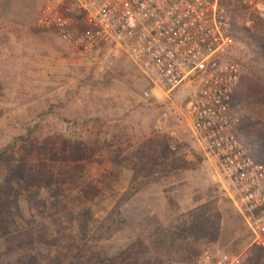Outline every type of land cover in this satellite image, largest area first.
<instances>
[{"label":"rangeland","instance_id":"rangeland-1","mask_svg":"<svg viewBox=\"0 0 264 264\" xmlns=\"http://www.w3.org/2000/svg\"><path fill=\"white\" fill-rule=\"evenodd\" d=\"M40 6L0 0V147L25 134L28 123L42 130L0 163V264H92L96 254L116 264H198L217 250L246 264L250 250L262 247L253 244L217 158L181 121L190 94L163 99L127 57L91 66L53 30L39 28ZM49 108L60 117L55 127L41 117ZM162 111L168 117L158 133ZM166 145L162 184L157 162L141 166L139 159L159 157ZM134 176L151 183L121 206L128 224L109 240H93ZM85 209L89 226L80 230L74 217ZM195 209L207 220L206 235L189 251L184 239ZM159 227L177 239H150Z\"/></svg>","mask_w":264,"mask_h":264},{"label":"built area","instance_id":"built-area-1","mask_svg":"<svg viewBox=\"0 0 264 264\" xmlns=\"http://www.w3.org/2000/svg\"><path fill=\"white\" fill-rule=\"evenodd\" d=\"M38 26L53 30L91 66L127 57L152 89L169 99L188 92L187 127L205 141L232 184L229 194L252 242L264 247V164L243 146L233 111L241 66L234 59L232 14L220 0H40ZM251 22L264 23V0H236ZM144 98L151 94L145 90ZM168 114L155 123L163 133ZM198 264H243L222 250Z\"/></svg>","mask_w":264,"mask_h":264},{"label":"trees","instance_id":"trees-1","mask_svg":"<svg viewBox=\"0 0 264 264\" xmlns=\"http://www.w3.org/2000/svg\"><path fill=\"white\" fill-rule=\"evenodd\" d=\"M220 1L232 14V36L236 41L233 57L241 66L240 82L233 96V111L241 121L238 128V136L248 153L255 160L264 164V24L255 21L252 27H248L246 25L247 14L235 5L234 1L236 0ZM237 52L240 53V56L237 55ZM41 117L43 121H46L47 127H55L56 119H60L59 114L51 108L44 112ZM39 128V124L28 123L26 125L25 134L12 138L6 146L0 147V163L4 164L12 160L11 154L8 153L9 149H16L19 143L26 144L40 137L42 130ZM170 148L169 145H166V148H162L159 153L160 158L152 152V154L148 156L143 153L139 159L141 166L146 165L147 161L150 159H154V161L157 162L160 168L159 177H161V181H158L160 183H162L163 179L169 174V171L166 170V160L169 157V152H171ZM51 158L53 159L54 157L52 156ZM41 167L45 170L48 164L46 162H41ZM151 169L152 168H149L148 173H150ZM45 180L49 181L51 179L46 177ZM150 183L148 177L139 180L138 176H134L131 185L121 195L115 207L100 222L96 234L92 236V239L96 241L109 240L116 233L122 231L128 224V220L123 215L121 206L136 196ZM90 212L91 211L87 209H85L84 212L80 210L77 212L79 216L77 215V217H74V219H77L80 230H85L89 226L88 218L83 214L89 215ZM190 215L189 234L184 240L186 241L188 250L193 251L201 238H204L206 235L205 224L207 220L202 219V214L198 213L197 209L192 210ZM171 234L172 232L169 229L159 227L156 228L153 233H150L148 237L152 240L160 238L163 242L166 239H177V237ZM250 236L252 239L251 233ZM39 239L42 242H47L44 240L46 239L44 235L40 236ZM95 257L96 259L92 264H116V259L109 260L108 257H101L98 256V254H96ZM246 264H264V247L258 250L251 249Z\"/></svg>","mask_w":264,"mask_h":264},{"label":"crops","instance_id":"crops-1","mask_svg":"<svg viewBox=\"0 0 264 264\" xmlns=\"http://www.w3.org/2000/svg\"><path fill=\"white\" fill-rule=\"evenodd\" d=\"M161 96H162L163 99H165V100H166V99H169V98H168L167 96H165L164 94H161ZM179 113H180V116H181V121H182V119L184 120L183 115H182V111H180ZM183 127H184V125H183V126H180V125L178 126V125H176V126H175V129H179V128L182 129ZM179 134H180V133H179ZM170 135H172V136L177 135V134H176V131L172 132ZM178 137H179V136H178Z\"/></svg>","mask_w":264,"mask_h":264}]
</instances>
